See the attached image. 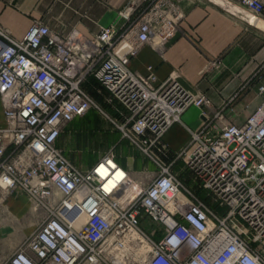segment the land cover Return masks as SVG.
<instances>
[{"label":"built area","instance_id":"1","mask_svg":"<svg viewBox=\"0 0 264 264\" xmlns=\"http://www.w3.org/2000/svg\"><path fill=\"white\" fill-rule=\"evenodd\" d=\"M139 1L92 36L40 21L21 38L0 28V195L19 191L45 215L0 264H264V98L234 125L223 121L224 105L207 117L203 94L131 72L137 51H160L178 20L171 0ZM208 1L246 23L264 13V0ZM89 81L119 107L120 139L155 165L152 176L131 180L110 152L80 170L55 147L67 123L91 108L101 113ZM190 107L200 128L167 163L152 158L166 157L161 139ZM179 160L196 191L174 173Z\"/></svg>","mask_w":264,"mask_h":264},{"label":"crops","instance_id":"2","mask_svg":"<svg viewBox=\"0 0 264 264\" xmlns=\"http://www.w3.org/2000/svg\"><path fill=\"white\" fill-rule=\"evenodd\" d=\"M171 1L178 15L174 36L160 51L142 46L129 60V70L139 75L150 72L156 83L170 79L192 95L203 94L210 102L207 117L224 105L223 121L241 124L264 98V13L249 24L208 0ZM128 3L129 0H0V28L13 38H21L32 22L40 21L51 32L66 33L75 28L92 36L100 27L113 24ZM215 3L224 7L218 0ZM214 61L218 62L217 68L210 66ZM259 87L263 88L261 93ZM230 98L233 99L229 101ZM202 121L199 111L190 107L179 123L169 127L161 139L169 157L186 145L189 131L199 129ZM113 160L133 181L145 180L146 174L155 173L142 172L150 164H145L130 146L128 155L122 147H116ZM92 164L73 165L85 170Z\"/></svg>","mask_w":264,"mask_h":264},{"label":"rangeland","instance_id":"3","mask_svg":"<svg viewBox=\"0 0 264 264\" xmlns=\"http://www.w3.org/2000/svg\"><path fill=\"white\" fill-rule=\"evenodd\" d=\"M139 2V0H134V5L138 6ZM139 7L140 5L137 9ZM127 67L129 68V61ZM90 97L98 105L101 113L91 108L83 117L67 123L56 144L58 149L64 152L69 162L76 166L90 165L107 152L113 155L116 147H122L126 151V155L129 154V143L120 139L117 129L119 107L114 104L106 105L104 94L90 95ZM213 129L215 128L213 127ZM213 129L210 130L211 133H213ZM130 148L144 158L145 164H150V168L142 172H155V165L149 159L142 156L137 149L131 146ZM164 149L167 152L166 157L156 151H152L150 156L159 159L161 163H167L170 154L166 147ZM172 169L174 173L178 174L183 186L196 191L192 175L184 167L182 161H176L172 165ZM202 195L209 200L204 194ZM44 218V213L33 210L32 204L19 191L15 190L3 196L0 195V258L8 257L22 245L34 234Z\"/></svg>","mask_w":264,"mask_h":264},{"label":"trees","instance_id":"4","mask_svg":"<svg viewBox=\"0 0 264 264\" xmlns=\"http://www.w3.org/2000/svg\"><path fill=\"white\" fill-rule=\"evenodd\" d=\"M93 86V83L91 81H89L88 84L84 85V89L86 90L87 93H89L90 95H94V92L91 90V87ZM199 198L205 203L207 204L211 209H215V206L211 205L209 200L207 198H204L202 193H199Z\"/></svg>","mask_w":264,"mask_h":264},{"label":"bare ground","instance_id":"5","mask_svg":"<svg viewBox=\"0 0 264 264\" xmlns=\"http://www.w3.org/2000/svg\"><path fill=\"white\" fill-rule=\"evenodd\" d=\"M253 21H256V20H255V19H252V18H248V19H247V22H248L249 24H252Z\"/></svg>","mask_w":264,"mask_h":264}]
</instances>
